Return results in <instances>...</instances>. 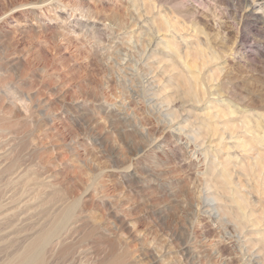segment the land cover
I'll use <instances>...</instances> for the list:
<instances>
[{"label":"rangeland","instance_id":"obj_1","mask_svg":"<svg viewBox=\"0 0 264 264\" xmlns=\"http://www.w3.org/2000/svg\"><path fill=\"white\" fill-rule=\"evenodd\" d=\"M251 135L264 0H0V264H264Z\"/></svg>","mask_w":264,"mask_h":264},{"label":"bare ground","instance_id":"obj_2","mask_svg":"<svg viewBox=\"0 0 264 264\" xmlns=\"http://www.w3.org/2000/svg\"><path fill=\"white\" fill-rule=\"evenodd\" d=\"M164 24V23H163ZM172 28V27H171ZM158 30V29H157ZM130 33V32H129ZM144 33V32H143ZM170 34V33H169ZM154 36V35H153ZM171 36H172V34H171ZM167 39V38H166ZM157 40V39H156ZM168 40V39H167ZM161 41H163V40H161ZM173 41V40H172ZM157 42V41H156ZM166 42V41H165ZM171 42V41H170ZM133 44V43H132ZM141 44V43H140ZM147 44V43H146ZM155 44V43H154ZM159 44V43H158ZM157 45V44H156ZM162 45V44H161ZM160 45V46H161ZM172 45V44H171ZM162 46H164V45H162ZM149 47V46H148ZM153 47V46H152ZM154 48V47H153ZM166 48V47H165ZM170 48V47H169ZM145 49H146V47H145ZM154 49H156V48H154ZM173 49V48H172ZM196 49V48H195ZM146 50H148V49H146ZM152 50V49H151ZM118 51V50H117ZM142 52V51H141ZM152 52V51H151ZM200 52V51H199ZM143 53H145V51H143ZM197 54H199L198 52H197ZM173 55V54H172ZM204 55V54H203ZM129 56V55H128ZM142 56V55H141ZM208 56V55H207ZM211 56V55H210ZM210 56H208V57H210ZM147 57V56H146ZM201 57V56H200ZM216 57V56H215ZM200 59H202V58H200ZM217 59V58H216ZM212 60V59H211ZM214 60H215V58H214ZM126 61V60H125ZM128 61V60H127ZM204 61V60H203ZM213 61V60H212ZM202 63H204V62H202ZM205 64H206V62H205ZM205 64H203V65H205ZM201 65V64H200ZM129 70V69H128ZM142 73V72H141ZM193 74V73H192ZM191 75V74H190ZM189 75V78L191 79V82H192V80L194 79H192V76H194V75H192V76H190ZM196 75V74H195ZM155 76V75H154ZM198 77V76H197ZM187 78H188V76H187ZM186 78V79H187ZM188 78V79H189ZM151 79H152V77H151ZM151 79H149V78H146V81H145V85L146 86H148V88H150L149 89V91L150 90H153V86H154V81H151ZM197 79V78H196ZM193 81H196L195 79L193 80ZM186 82H187V80H186ZM190 82V81H189ZM189 82H187V84L189 85V87L191 86V84L193 83H189ZM196 83V82H195ZM144 85V86H145ZM160 86V85H159ZM199 86V85H198ZM139 87V86H138ZM155 87V86H154ZM192 87H193V85H192ZM155 88H157V87H155ZM196 88V87H195ZM195 88H193L194 90H195ZM199 88V87H198ZM201 88V87H200ZM154 90H156V89H154ZM193 90V91H194ZM203 90V89H202ZM201 89H200V92L202 91ZM146 91V90H145ZM158 91V90H157ZM188 91V90H187ZM192 91V92H193ZM153 92V91H152ZM188 92H190V91H188ZM197 92H199L198 90L196 91V93ZM199 92V93H200ZM142 93V92H141ZM202 95H204V92H202ZM148 95H147V93H146V97H147ZM150 96V95H149ZM148 96V97H149ZM177 96V95H176ZM180 96V95H179ZM153 97V96H152ZM166 97V96H165ZM169 97V96H168ZM203 97V96H202ZM148 99V98H147ZM161 99V98H160ZM169 99H170V97H169ZM172 99V98H171ZM150 100V99H149ZM147 101V100H146ZM152 101V103L154 102L153 101V99L151 98V100H150V102ZM161 101V100H160ZM171 101V100H170ZM149 102V103H150ZM165 102V101H164ZM172 102H173V99H172ZM171 102V103H172ZM195 102V101H194ZM154 104H156L155 102H154ZM149 105V104H148ZM159 105V104H158ZM163 106H165L164 104H163ZM171 106V105H170ZM158 108V107H157ZM165 109L164 110H160L159 111V116H161V117H163V118H169V117H171L172 115H173V112H169L170 111V109H169V107L168 106H165L164 107ZM229 108V107H228ZM156 111H158V110H156ZM229 111V110H228ZM155 114V113H154ZM226 115V114H225ZM213 116V115H212ZM175 117V116H174ZM221 117V116H220ZM219 117V118H220ZM167 118V119H168ZM173 118V117H172ZM212 118V117H211ZM164 119V120H165ZM167 121V120H166ZM210 123V122H209ZM208 123V124H209ZM227 123V122H226ZM229 123V122H228ZM211 125V124H210ZM214 125V124H213ZM217 125V124H216ZM228 125V124H227ZM250 125V124H249ZM217 127V126H216ZM213 128H214V126H213ZM215 129V128H214ZM244 129V128H243ZM216 130H217V128H216ZM215 132V131H214ZM217 132V131H216ZM251 136H253V135H251ZM262 136V135H261ZM261 136H258V135H256V136H253V138H251V139H253V141H258V142H260V141H263L264 140V138L263 137H261ZM189 137H191V136H189ZM192 139V138H191ZM218 141H219V139H218ZM223 141V140H222ZM241 142V141H240ZM248 142V141H247ZM247 142H245L246 143V145H247ZM204 143V142H203ZM241 143H244V142H241ZM236 144V143H235ZM239 144V143H238ZM237 144V145H238ZM257 144V143H256ZM219 145V144H218ZM218 145H216V146H218ZM241 145V144H240ZM239 145V146H240ZM250 151V150H249ZM247 152V151H246ZM254 152V151H253ZM216 153V152H215ZM214 153V154H215ZM252 153V152H251ZM255 153H257V152H255ZM213 154V156H215ZM251 155H253V154H251ZM218 157V156H217ZM251 157V156H250ZM206 158V157H205ZM216 158V157H215ZM219 158V157H218ZM255 158V157H254ZM222 159H223V157H222ZM221 160V159H220ZM259 160V159H258ZM258 160H254L253 161V166L254 167H256L257 166V162H258ZM225 162H228V161H225ZM260 162V161H259ZM261 163V162H260ZM260 163H259V165H260ZM218 166H220L219 164H217ZM226 165H227V163H226ZM229 165V164H228ZM218 166L215 168V169H218ZM225 166V165H224ZM214 167H215V165H214ZM259 167V166H258ZM262 167V166H261ZM221 168V167H220ZM222 168H224L223 166H222ZM221 168V169H222ZM249 168V167H248ZM244 169V168H243ZM246 169V168H245ZM219 170V169H218ZM226 170V169H225ZM249 170V169H248ZM251 170V169H250ZM260 170V169H259ZM225 172H227V171H225ZM225 172H221L220 174H219V177H222L224 180H225V182H229V180H228V177L229 176H227L226 174L228 173H226L225 174ZM256 173V172H255ZM251 174V173H250ZM257 174V173H256ZM255 174V175H256ZM229 175V174H228ZM210 176H208V178H209ZM252 177V176H251ZM230 179H231V177H230ZM259 179V178H258ZM225 182H224V185H226L225 184ZM241 183V182H240ZM240 183H238L239 185H240ZM234 184V183H233ZM233 184H232V186H233ZM242 184V183H241ZM230 185V184H229ZM259 186V185H258ZM260 186H261V184H260ZM228 187V186H227ZM235 187V186H234ZM213 187H208V190H206L205 191V193H204V197H205V200H206V204L203 206L204 208V210H203V212L205 213V214H207L210 218H214L215 220H217V221H224L225 223H226V219H227V217L229 216L230 217V215H232L231 217H234L233 219V221H232V223L236 226V227H238V228H241L242 227V224H244V222H245V219H246V208H247V206H248V201H249V199H247V196L245 197V195H247L246 193H244V194H242L241 193V191H240V193L238 192V191H236L235 190V192H236V197H234V196H232L233 197V199H231L230 198V201L229 200H224V199H221L220 198V193L219 192H215V193H211V189H212ZM239 188H240V186H239ZM244 188V187H243ZM215 189V188H214ZM241 189V188H240ZM256 189V188H255ZM243 190V189H242ZM259 190V189H258ZM231 191H232V189H231ZM255 191V190H254ZM226 194H229V193H226ZM232 194V193H231ZM256 194H258V193H256ZM260 194H261V191H260ZM230 195V194H229ZM222 196V195H221ZM227 196V195H226ZM260 198H262V197H260ZM229 199V198H228ZM226 202H232V203H234L235 204V210L233 211L231 208H229V206L228 205H226ZM221 203L223 204L224 203V205H221ZM251 207H253V206H251ZM250 210V209H249ZM261 211H262V209H261ZM247 212H248V210H247ZM249 213V212H248ZM253 214V213H252ZM261 214V213H260ZM251 215V214H250ZM258 215V214H257ZM248 216V215H247ZM259 217V216H258ZM253 218V217H252ZM232 219V218H231ZM249 220V219H248ZM251 221V220H250ZM257 221H259V220H257ZM254 222V221H253ZM229 223V222H228ZM250 223V222H249ZM254 224V223H253ZM251 225V224H250ZM257 228V227H256ZM244 232H245V230H244ZM244 235V234H243ZM46 238V237H45ZM39 239V238H38ZM261 240V239H260ZM40 241V240H39ZM245 242V241H244ZM260 242H263V241H260ZM32 243V242H31ZM33 244H35V245H38V243L36 244V242H34ZM264 244V243H263ZM30 247V246H29ZM242 247H244V245L242 246ZM26 248V247H25ZM32 248V247H31ZM257 248H258V245H257ZM30 249V248H29ZM29 249L27 250V251H29ZM31 252V251H30ZM253 252V251H252ZM29 253V252H28ZM254 253V254H253ZM252 253V255L253 256H251V258L250 259H252L253 258V260L252 261H254V263H256V264H261L260 262H259V253L258 252H256V251H254ZM23 255V254H22ZM28 255V254H27ZM248 257H250V256H248ZM22 258V257H21ZM250 264V263H249Z\"/></svg>","mask_w":264,"mask_h":264}]
</instances>
